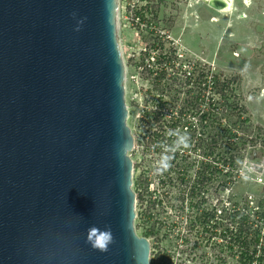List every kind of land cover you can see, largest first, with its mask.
Here are the masks:
<instances>
[{
  "label": "water",
  "instance_id": "obj_1",
  "mask_svg": "<svg viewBox=\"0 0 264 264\" xmlns=\"http://www.w3.org/2000/svg\"><path fill=\"white\" fill-rule=\"evenodd\" d=\"M116 13V0H0V264H149ZM105 228L101 252L89 239Z\"/></svg>",
  "mask_w": 264,
  "mask_h": 264
},
{
  "label": "rangeland",
  "instance_id": "obj_2",
  "mask_svg": "<svg viewBox=\"0 0 264 264\" xmlns=\"http://www.w3.org/2000/svg\"><path fill=\"white\" fill-rule=\"evenodd\" d=\"M146 1L116 0V41L125 68L127 124L137 112L132 107L139 87L130 56L132 50L145 47L149 34L163 42V52L175 54L170 73L179 79L180 89L184 67L192 75L198 64L224 86L223 91L216 87L213 122L217 201L222 211L228 204V264H256L257 257H264V0H230L226 13L208 5L209 0ZM138 9L142 12L138 11L137 19ZM191 85L181 91L168 82L165 89L169 95L189 97L197 92ZM204 132L207 137L209 129ZM220 219L217 246L224 264V213ZM246 248L249 255L244 253Z\"/></svg>",
  "mask_w": 264,
  "mask_h": 264
},
{
  "label": "flooded vegetation",
  "instance_id": "obj_3",
  "mask_svg": "<svg viewBox=\"0 0 264 264\" xmlns=\"http://www.w3.org/2000/svg\"><path fill=\"white\" fill-rule=\"evenodd\" d=\"M151 1L147 0L146 3ZM147 9L149 8H144L145 11ZM138 11L142 12L141 9L136 10V18L139 17ZM148 36L149 38L145 39V47H137L132 50L130 56V68L134 70V76L139 83L134 95L137 101L132 107L138 113L136 112L129 126V111L126 118L132 139L131 154L134 156L131 159L130 189L134 206L138 200L141 212L137 225L133 221L134 230L147 243L149 264H222V255L219 254L217 246L218 236L221 235L218 233L221 213H218L217 209L215 131L212 133L209 147V163L203 161L200 156L194 161L186 162L183 155L173 151L169 154L170 166L159 174L154 167L161 158V153L151 147L150 143L148 148L143 140L145 135L150 134L159 124L158 117L148 108V101L156 94H167L166 83L161 76L152 78L141 69V64L149 52L162 53L160 43L163 42L153 35ZM147 47L148 52L142 53ZM168 110L169 108L166 111ZM206 172L209 174L208 179ZM201 179L208 183L209 190L208 194L203 196L199 192ZM206 182L201 183V187ZM225 227L224 264H228L227 214Z\"/></svg>",
  "mask_w": 264,
  "mask_h": 264
},
{
  "label": "built area",
  "instance_id": "obj_4",
  "mask_svg": "<svg viewBox=\"0 0 264 264\" xmlns=\"http://www.w3.org/2000/svg\"><path fill=\"white\" fill-rule=\"evenodd\" d=\"M146 52H148V47L143 50L142 53L146 54ZM174 55V53H165L163 51L162 53H156L154 51L149 52L147 57L144 59L143 64H141V69L146 72L147 76L150 75L152 78H159L161 76L166 84L168 82L172 86L176 84L175 87L181 91L183 90L184 85H191L189 82H192L191 86L195 89L197 88V92L189 97H183L182 95L175 96L166 94V96H163L161 94H156L153 98H151L148 101V108L150 109V112H153V114L158 117L159 124L150 134H146L143 140L147 143L148 148L150 143L151 147L157 149L162 154V146L169 145L172 140L175 139V137L169 135L170 131L186 133L189 137V146L187 148L174 150V152L176 154L183 155L186 162L194 161L197 159L196 157L200 156L203 161L209 163V147L212 139V133L215 130L213 117L215 120L216 108L214 94L216 91V79L213 78L209 72L205 71L200 64H198L196 68L193 67L192 75L186 73L185 69H187V67H184V74L182 73V68L178 74L179 78L183 74L182 78L185 81L184 82L180 79L182 85V88L180 89L178 86L179 79L170 73L176 64L175 60L177 58ZM175 104H180V106H175ZM171 106L176 108L171 109ZM168 108L169 110L166 111ZM205 128L209 129L207 137L204 132ZM130 154L131 151L128 154L131 160ZM211 164H213V162H211ZM217 174L218 168L216 162V182L218 178ZM208 177L209 174L206 172V179H208ZM204 182L206 181L201 179L199 192H201L202 196L203 194L207 195L209 191L207 188V182L203 187H201V183ZM217 209L219 210L218 213H221V215H223V213L224 215H228V204H224L222 211L221 204L217 201ZM140 214L139 201L137 200L134 206V223L138 222ZM218 233L220 234V230Z\"/></svg>",
  "mask_w": 264,
  "mask_h": 264
},
{
  "label": "clouds",
  "instance_id": "obj_5",
  "mask_svg": "<svg viewBox=\"0 0 264 264\" xmlns=\"http://www.w3.org/2000/svg\"><path fill=\"white\" fill-rule=\"evenodd\" d=\"M169 135L172 137H175V139L172 140L171 145L162 146L163 151L161 154V158L156 162L154 170L159 174L162 173L168 166H170V156L169 154L173 152L174 150H178L180 148H187L189 146V137L186 133H179L170 131ZM97 235L103 233V244L96 245L94 243V238L89 239V243L92 245V247L96 248L97 250L103 252L107 250V246L111 243V231L110 229H96L95 230Z\"/></svg>",
  "mask_w": 264,
  "mask_h": 264
},
{
  "label": "bare ground",
  "instance_id": "obj_6",
  "mask_svg": "<svg viewBox=\"0 0 264 264\" xmlns=\"http://www.w3.org/2000/svg\"><path fill=\"white\" fill-rule=\"evenodd\" d=\"M213 1H216L217 4L215 8L216 10L222 11V13H226L230 10V0H209L208 3L209 5L213 3ZM118 17V16H117Z\"/></svg>",
  "mask_w": 264,
  "mask_h": 264
},
{
  "label": "trees",
  "instance_id": "obj_7",
  "mask_svg": "<svg viewBox=\"0 0 264 264\" xmlns=\"http://www.w3.org/2000/svg\"><path fill=\"white\" fill-rule=\"evenodd\" d=\"M217 85H218V81L216 80V87H217ZM219 86V85H218ZM220 87V89H219V91H223V88H224V86L223 85H221V86H219ZM238 212H232V214H237ZM241 218H242V216H241ZM230 219H231V216H230ZM243 219L245 220V218L243 217ZM232 220V219H231ZM258 238H255V243H257L258 242ZM246 255H249L248 254V252H247V248H246V250H245V252H244ZM256 253V250H253V252H252V255L253 254H255ZM248 259H249V256H246ZM253 257V256H252ZM253 258H251L250 259V261L252 260ZM256 264H263V262H264V257H257L256 258Z\"/></svg>",
  "mask_w": 264,
  "mask_h": 264
}]
</instances>
